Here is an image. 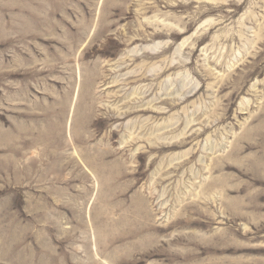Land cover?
Wrapping results in <instances>:
<instances>
[{"label":"rangeland","instance_id":"1","mask_svg":"<svg viewBox=\"0 0 264 264\" xmlns=\"http://www.w3.org/2000/svg\"><path fill=\"white\" fill-rule=\"evenodd\" d=\"M0 264H264V0H0Z\"/></svg>","mask_w":264,"mask_h":264},{"label":"bare ground","instance_id":"2","mask_svg":"<svg viewBox=\"0 0 264 264\" xmlns=\"http://www.w3.org/2000/svg\"><path fill=\"white\" fill-rule=\"evenodd\" d=\"M128 113H125L124 115H127Z\"/></svg>","mask_w":264,"mask_h":264}]
</instances>
